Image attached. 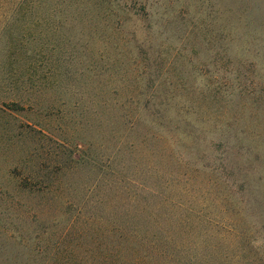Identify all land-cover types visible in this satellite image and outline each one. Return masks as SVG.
Masks as SVG:
<instances>
[{
    "label": "rangeland",
    "instance_id": "rangeland-1",
    "mask_svg": "<svg viewBox=\"0 0 264 264\" xmlns=\"http://www.w3.org/2000/svg\"><path fill=\"white\" fill-rule=\"evenodd\" d=\"M18 4L0 0V264H121L131 230L158 264H264V0Z\"/></svg>",
    "mask_w": 264,
    "mask_h": 264
},
{
    "label": "trees",
    "instance_id": "trees-1",
    "mask_svg": "<svg viewBox=\"0 0 264 264\" xmlns=\"http://www.w3.org/2000/svg\"><path fill=\"white\" fill-rule=\"evenodd\" d=\"M30 1L31 0H19L18 8L23 10L25 5L29 6ZM17 13H19V11H17ZM75 151L76 152L70 150L67 151L68 160L71 162L72 167H77L83 163L82 161L85 157V150L79 149ZM133 232L134 230H131L126 236L124 234L119 236L116 235L117 244L114 246L115 251L113 252L115 262L120 261L121 264H158V262L164 259L165 251L163 249V243L161 240L148 245H143L140 243L138 244L136 241L129 240L135 237L136 234H133ZM221 232L222 231L219 230V233ZM247 233L251 234V236H247L245 232H236L235 236L237 239V244L243 250L249 248L248 251H253L250 248V245L254 242V231L252 228H250ZM121 237L122 239L126 238V243L124 245L121 241H119ZM221 237L222 236H220V238ZM104 261L106 260L104 259ZM166 263L169 264L168 261H166ZM233 264H253V262H240L236 260L233 262Z\"/></svg>",
    "mask_w": 264,
    "mask_h": 264
}]
</instances>
